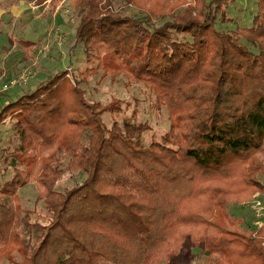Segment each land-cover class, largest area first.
Segmentation results:
<instances>
[{
	"label": "trees",
	"instance_id": "16d2710c",
	"mask_svg": "<svg viewBox=\"0 0 264 264\" xmlns=\"http://www.w3.org/2000/svg\"><path fill=\"white\" fill-rule=\"evenodd\" d=\"M169 1L82 0L73 45L91 69L150 90L173 119L160 141L144 144L136 115L107 127L121 109L88 102L67 71L0 111L18 142L3 150L0 264H192L195 250L264 264V228L229 212L264 194V0L252 27L230 32L217 28L230 0ZM67 173L83 180L60 191ZM29 184L35 221L17 202Z\"/></svg>",
	"mask_w": 264,
	"mask_h": 264
},
{
	"label": "rangeland",
	"instance_id": "374dc122",
	"mask_svg": "<svg viewBox=\"0 0 264 264\" xmlns=\"http://www.w3.org/2000/svg\"><path fill=\"white\" fill-rule=\"evenodd\" d=\"M81 1L0 0V111L58 72L67 71V77L73 85L77 84V79L81 82L88 102L101 103L102 106L114 103L121 109V113L117 116L109 114L104 116L107 127L110 128L114 122H122L125 118L136 115L138 121L146 123L149 127V130L143 134L144 144L160 141L169 131L173 119L165 107L160 111L155 110V99L150 90L142 84L127 89L125 72H114L112 75V69L100 71L91 69V65L86 62L82 46L74 48L81 18ZM134 2L138 5L144 4L143 0H134ZM169 2V6H173L175 0ZM185 5L195 8L196 1L185 0ZM257 12V0H230L226 8V16L230 21L221 23L219 19L217 28L222 32L250 28ZM24 42L35 43L36 46L28 52L23 48ZM108 63L112 64L110 61ZM17 143L13 122L8 119L5 124L0 125V177L1 168L4 167L3 150H13ZM256 157L257 161H264V153ZM8 176L11 177V172ZM78 179L83 180L76 174L67 173L59 182L58 189L60 191L71 189L77 181H80ZM260 180L264 182V177L261 176ZM38 195L36 185L29 184L20 191L17 201L22 207L36 211L32 217L34 221L45 214L43 205L37 204ZM256 197L262 200L264 194L258 193L244 204L229 207L231 215L243 220L244 229L245 226H253L256 222L253 208L247 206ZM6 201L11 202V200ZM14 257L16 261H22L21 256L16 254ZM192 264H214V261L207 254L195 250Z\"/></svg>",
	"mask_w": 264,
	"mask_h": 264
},
{
	"label": "built area",
	"instance_id": "2783aa9c",
	"mask_svg": "<svg viewBox=\"0 0 264 264\" xmlns=\"http://www.w3.org/2000/svg\"><path fill=\"white\" fill-rule=\"evenodd\" d=\"M247 206L253 208L256 215V222L253 224V227L257 230L264 228V199L255 198V200Z\"/></svg>",
	"mask_w": 264,
	"mask_h": 264
}]
</instances>
